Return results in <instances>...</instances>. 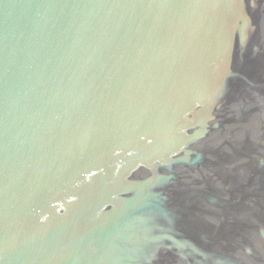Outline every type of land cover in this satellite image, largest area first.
<instances>
[{
  "label": "water",
  "instance_id": "1",
  "mask_svg": "<svg viewBox=\"0 0 264 264\" xmlns=\"http://www.w3.org/2000/svg\"><path fill=\"white\" fill-rule=\"evenodd\" d=\"M0 264H264V0H0Z\"/></svg>",
  "mask_w": 264,
  "mask_h": 264
}]
</instances>
